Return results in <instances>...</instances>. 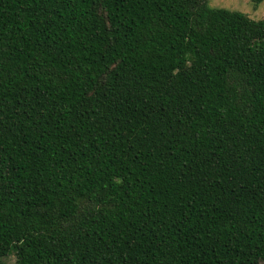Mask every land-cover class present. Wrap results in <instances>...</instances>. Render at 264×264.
Instances as JSON below:
<instances>
[{"label":"trees","instance_id":"16d2710c","mask_svg":"<svg viewBox=\"0 0 264 264\" xmlns=\"http://www.w3.org/2000/svg\"><path fill=\"white\" fill-rule=\"evenodd\" d=\"M10 256L264 264V18L210 0H0Z\"/></svg>","mask_w":264,"mask_h":264},{"label":"rangeland","instance_id":"374dc122","mask_svg":"<svg viewBox=\"0 0 264 264\" xmlns=\"http://www.w3.org/2000/svg\"><path fill=\"white\" fill-rule=\"evenodd\" d=\"M210 5L214 8L242 12L256 21L264 18V2L255 7L252 0H210ZM15 262V256H10L6 260L7 264H14Z\"/></svg>","mask_w":264,"mask_h":264}]
</instances>
